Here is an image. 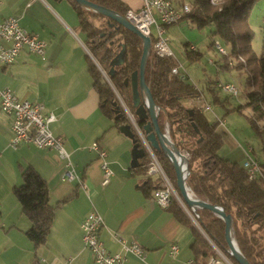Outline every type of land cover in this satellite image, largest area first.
<instances>
[{
  "label": "crops",
  "instance_id": "0c3cea01",
  "mask_svg": "<svg viewBox=\"0 0 264 264\" xmlns=\"http://www.w3.org/2000/svg\"><path fill=\"white\" fill-rule=\"evenodd\" d=\"M120 1L135 10L143 0ZM171 1L176 7L190 3ZM6 16H14L22 27L42 37L46 45L43 57L22 48L15 61L0 64V87L12 88L19 99L42 103L43 113H54L50 129L63 138L77 177L61 178L63 161L54 148L28 142L11 147L12 115L0 108V264H64L65 260L73 264H98L83 244L80 227L81 220L93 208L103 218L99 238L107 250L120 249L113 236L115 232L126 242L134 239L144 247L143 260L127 254L123 264H189L193 258L190 227L177 220L167 207L156 203L152 190L159 176L152 178L153 174L133 169L135 166L129 162L131 139L101 110L99 94L88 71L87 56H92L70 2L0 0V20ZM170 25L165 27L166 31L178 37L179 29ZM169 47L173 56L179 57L178 48L170 44ZM190 47L196 49L193 44ZM178 62L185 66L182 60ZM195 101L198 103L199 99ZM94 141L105 149L113 171L106 184L101 183L102 159L91 148ZM27 166L45 179L49 203L55 205L50 232L38 246L25 234L31 221L21 211L12 191L21 183V172ZM149 178L152 187L147 193L143 184ZM173 243L178 250L172 256L169 249Z\"/></svg>",
  "mask_w": 264,
  "mask_h": 264
},
{
  "label": "trees",
  "instance_id": "16d2710c",
  "mask_svg": "<svg viewBox=\"0 0 264 264\" xmlns=\"http://www.w3.org/2000/svg\"><path fill=\"white\" fill-rule=\"evenodd\" d=\"M68 1L77 13L79 27L84 34V44L92 55V58L87 56L88 71L99 94L101 110L114 119L115 101L120 105L121 116L114 119V123L118 126L121 123L131 124L117 95L133 114L130 75L138 68L141 39L109 17L90 11L77 4L75 0ZM92 1L122 14H125L127 9L120 0ZM255 1L220 0L213 4L210 0H191L188 12L182 13L180 20L186 19L197 28L212 26L211 36H217L220 41L230 46V57L228 54L222 55L224 63L221 66L244 71L248 86L245 90V104L238 105L236 109L241 112L242 108L248 107L250 113L245 117L256 133L264 135V51L258 54L253 48L254 31L249 23L250 8ZM122 43L125 45L123 62L114 65L110 71L112 66L110 61ZM213 45L214 40L208 46ZM184 51L188 60L200 61L202 52L191 48L188 43L184 44ZM93 58L97 60L100 68ZM228 60L232 61L230 65ZM175 65L177 60L174 56H160L151 49L144 77L155 102L161 106L157 121L162 128L167 124L168 134L173 141L188 153L187 183L190 189L200 198L221 205L225 212L232 215V233L240 250L252 264H264V178L250 179L243 162L232 161L218 154L222 137L216 130L217 121L207 119L201 106L202 91L191 80L181 79L178 74L171 73V68ZM216 82L217 80L209 84L207 89L213 103L223 105L231 94L220 96ZM203 97L205 99V96ZM197 98H200V102L195 103ZM231 110L232 108H227V111ZM131 129L140 140L132 124ZM153 152L179 194L171 162L161 150L153 149ZM148 159L146 154L133 169L145 173ZM258 161L264 171V160ZM21 179V183L15 185L12 191L21 206V211L31 221L25 234L35 246H38L45 242L50 232L55 205L49 203L47 183L38 171L27 166L21 172ZM158 182L159 180L154 182L153 190L158 186ZM151 187L149 178L143 184V188L145 192L150 193ZM170 200L167 208L177 220L188 224L191 229L192 259L196 264H205L209 255H216L214 249L191 222L176 198ZM198 212L204 231L225 250L222 219L208 209L201 208ZM225 255L231 264H238L227 253Z\"/></svg>",
  "mask_w": 264,
  "mask_h": 264
},
{
  "label": "built area",
  "instance_id": "2783aa9c",
  "mask_svg": "<svg viewBox=\"0 0 264 264\" xmlns=\"http://www.w3.org/2000/svg\"><path fill=\"white\" fill-rule=\"evenodd\" d=\"M211 3L217 4L219 0H210ZM189 4H182L180 7H176L171 0H143L139 8H127L125 16L144 34L150 37L151 49L154 50L160 56H173L172 50L168 44V37L165 34L166 26L172 23H177L182 13L188 12ZM262 24H264V16H262ZM154 25V33L150 26ZM4 42L9 43L5 45ZM45 40L38 34L29 31L25 27H22L14 16H6L0 20V64L8 65L15 61L18 51L22 48L38 54L43 57L45 51ZM214 47L217 52L222 55H226V49L218 41L214 40ZM243 62V59L239 57ZM210 62L212 60H209ZM232 63L228 60V64ZM171 73L178 74L181 79H189V75L177 61V65L171 68ZM216 87L222 92L228 94H235L237 87L231 81H220L215 83ZM203 101L202 108H210L203 95H201ZM199 98V102H200ZM123 105V109L129 118V122L138 131L141 141L144 144V148L148 153V165L145 173L147 175L157 174L159 176L158 186L155 187L152 193V197L156 200V203L161 207H167L170 203V199L173 197L178 198V193L171 181L169 180L167 173L163 166L158 161L153 150L145 141L144 136L139 130V126L135 121L134 115L129 112ZM0 108L2 111L12 115L11 131L12 136L10 139V146L15 148L20 143L28 142L36 146H45L54 148L58 151V155L63 161V170L61 173L62 179L71 180L77 177L73 162L69 151L64 147L63 138L59 135L52 133L50 129V122L55 119L53 112L43 113V105L40 102L30 101L28 99H19L14 90L8 86L0 87ZM218 121H221L217 119ZM91 148L97 151L99 157H101L100 167L102 170V184H106L113 171L106 160V151L103 149L97 141L91 144ZM251 148H246V156L243 161V165L248 170V177L255 179L257 177L264 178V171H262L258 159L251 155L248 151ZM1 224V223H0ZM103 225V218L101 214L93 208L87 213V215L81 220L80 227L82 229V240L85 247H87L93 256V260L98 264H123V260L127 254H132L139 259L143 260L145 256L144 247L136 240L126 242L122 236L116 232L113 236L120 244V249L116 252H111L106 249L104 242L99 238V229ZM178 250V245L173 243L170 245L169 254L175 255ZM218 250V249H217ZM218 255H209L205 264H225L229 261L225 254L218 250ZM189 264H196L193 259L188 261ZM64 264H73L69 260H65Z\"/></svg>",
  "mask_w": 264,
  "mask_h": 264
},
{
  "label": "rangeland",
  "instance_id": "374dc122",
  "mask_svg": "<svg viewBox=\"0 0 264 264\" xmlns=\"http://www.w3.org/2000/svg\"><path fill=\"white\" fill-rule=\"evenodd\" d=\"M190 1L191 0H188V2ZM262 10H264V0H256L252 4L249 12V23L254 31L252 45L258 54H260L262 52V48H264V24H262L261 17ZM180 21L181 22L179 24L172 23L170 25L175 27V29L176 27L179 29L178 37L171 36L169 31H166L165 34L168 35V43L170 45L176 46L180 51V53H176L179 57H177V55H174V57L177 61L182 60L183 64L185 65L184 67L187 68L190 80H192L194 84H197L202 88V90L204 91L203 96H205L206 101L210 103V108H203V111L208 117L207 119H209L210 121H217L216 130L220 132L222 137V142L220 144L221 146L217 151L218 154L220 156H223L224 158H229V160L242 163L246 156V148H251L248 151L251 155L264 160V150H262L264 149L262 148L264 147V135H259L258 133H256V131L248 122V119L245 117L250 113V109L248 107H244L242 108L241 112L236 109L238 105H244L246 102L245 90L248 89L245 80L246 73L233 67L225 68L219 65V62H222L220 64L224 63L222 54L215 50L214 45L212 47L208 45L212 40H218L226 49V53L229 55V57L230 46L220 41L217 36H211V30L213 29L212 26L205 25L202 28H197L194 24L186 19H182ZM96 22L99 23V21ZM150 28L154 33V25H151ZM185 43H188L189 45L193 44L196 49L202 52L199 62L190 61L186 58L184 51ZM86 48L90 53L89 48L87 46ZM209 60H212L214 62H210ZM94 62L100 68V65L96 59H94ZM216 80L225 82L231 81L237 87V92L235 94L229 95L228 100L223 105H221L220 103H213V101L211 100V94L207 89V86L214 83ZM218 92L220 96L226 95V93L222 92L221 90ZM117 97L119 99V103L123 107L122 104L124 102L122 98L119 95H117ZM124 106L126 107L125 109L128 108L125 103ZM227 108H232V110L227 111ZM127 110L130 112L129 109ZM217 119L221 121H218ZM155 177H158V175L156 173H153L152 178ZM176 200L179 202L177 197ZM184 210L190 217L191 222L205 236L209 244L214 249L213 251H215L216 255L219 254L218 250L225 254L226 251H224L221 246L217 245L215 240L211 238V236H209L202 228V219L198 210L197 212L200 216L201 221H199V219L195 217V215L189 208H187V210Z\"/></svg>",
  "mask_w": 264,
  "mask_h": 264
},
{
  "label": "water",
  "instance_id": "95a60500",
  "mask_svg": "<svg viewBox=\"0 0 264 264\" xmlns=\"http://www.w3.org/2000/svg\"><path fill=\"white\" fill-rule=\"evenodd\" d=\"M75 1L77 2V4H79L80 6L82 5V7L90 11L109 17L141 39L142 46L138 68L134 69L130 75L132 106L134 107L133 114L136 117V123H140L138 125L139 130L141 131L142 135L145 138V141L150 146V148L152 150H161L171 162L175 175V184L180 194H178L177 199L181 203L182 207H184V209L186 210L187 208H189L191 212H193L195 217L199 219V221L201 220L197 210L201 208L208 209L219 218H221L223 221V236L226 242L224 251H226V253L230 257H232L238 264H252L240 250L233 236L232 215L225 212L221 205L211 203L208 200L200 198L193 193L187 183V177L189 174L188 153L185 149L179 148V146H177L173 141L170 134H168L169 129L167 124H165L162 128L157 121L161 106H159L155 102L151 90L144 77L146 61L151 51L150 37L137 29V27L132 24L124 14L113 8L98 4L97 2H94L92 0ZM124 54L125 45L122 43L120 49L116 52V54L110 61L112 65L110 71H112L114 65H118L123 62ZM113 104L115 105L114 111L116 112L114 119H117L121 116V112H119L120 105L115 101L113 102ZM131 124L121 123L119 124L118 128L121 132H123L131 139V161L129 162L131 166H137L140 163L139 160L145 157L147 151L146 148H144L145 146L143 142L141 140H138L134 135V131L131 129ZM135 131L139 136L138 131L136 129Z\"/></svg>",
  "mask_w": 264,
  "mask_h": 264
},
{
  "label": "bare ground",
  "instance_id": "6f19581e",
  "mask_svg": "<svg viewBox=\"0 0 264 264\" xmlns=\"http://www.w3.org/2000/svg\"><path fill=\"white\" fill-rule=\"evenodd\" d=\"M141 140V139H140ZM142 143V142H141ZM146 154H148V153H146ZM228 259V258H227ZM228 261H229V264H231V261L228 259Z\"/></svg>",
  "mask_w": 264,
  "mask_h": 264
}]
</instances>
